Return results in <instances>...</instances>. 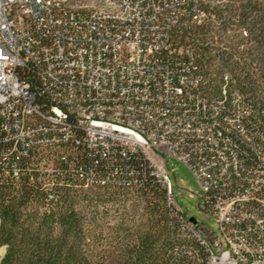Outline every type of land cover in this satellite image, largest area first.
<instances>
[{"label":"built area","instance_id":"obj_1","mask_svg":"<svg viewBox=\"0 0 264 264\" xmlns=\"http://www.w3.org/2000/svg\"><path fill=\"white\" fill-rule=\"evenodd\" d=\"M226 1L126 0L120 14L104 15L102 0H0V178L18 182L36 169L85 189L134 191L144 185L136 171H97L71 147L95 161L138 153L183 230L207 237L211 264H264V106L227 69L212 88L208 54L182 41L196 26L220 31ZM225 147L234 148L230 161ZM167 157L195 176L217 233L177 204ZM231 158L237 179H228Z\"/></svg>","mask_w":264,"mask_h":264},{"label":"trees","instance_id":"obj_2","mask_svg":"<svg viewBox=\"0 0 264 264\" xmlns=\"http://www.w3.org/2000/svg\"><path fill=\"white\" fill-rule=\"evenodd\" d=\"M236 3L234 11L225 6L217 12V18L224 22L222 13L231 11L234 15L229 16H237L244 30L248 28L247 35H241L242 48H211L216 36L213 27L208 31L197 26L185 29L182 41L188 37L198 50L208 54L203 63L207 70L210 66L220 72L229 70L254 103L264 106V0H236ZM71 149L72 157L97 171L114 166L127 173L136 171L144 179V185L138 189L140 196L148 211L156 212L155 216L151 214L146 222L132 228L126 227L122 218L111 231L98 233L97 203L131 191L105 185L91 187L103 190L89 194L70 175L57 173L49 178L36 169L26 171L18 182L0 178V264L183 263L191 259L187 252L190 246H198L205 257L203 247L183 230L180 219L161 206L166 204L165 189L152 176L142 155L118 154L109 161H95L80 156L79 146ZM98 245L103 250L96 252Z\"/></svg>","mask_w":264,"mask_h":264},{"label":"rangeland","instance_id":"obj_3","mask_svg":"<svg viewBox=\"0 0 264 264\" xmlns=\"http://www.w3.org/2000/svg\"><path fill=\"white\" fill-rule=\"evenodd\" d=\"M226 2V6L229 7V10L232 9L234 11L237 5L236 0H227ZM230 12L231 11H224L222 13L225 16L224 22H221V30L215 33L217 37L210 43L211 48L220 49L226 46L227 48H230V46L242 48L244 46L240 44V41L241 35L246 36L244 33L245 27L239 24L237 16L230 17V14L234 15V12ZM208 73H211L212 88L217 90L220 71H218L215 66H210L208 67ZM214 74L216 76H214ZM167 170L177 204L183 208L188 216H194L197 221L204 223L217 233L218 228L215 219L211 216H207L199 208L198 204L201 187L188 166L173 157H167ZM102 190V188H89L86 191L89 194H93L95 192H101ZM162 205L166 208L165 203H162L161 206ZM151 207L149 206V208ZM96 209H98V233L101 230L104 232H107V230L111 231L122 218H124L126 222V227L132 228L133 225L146 222L152 214V209L148 211L147 203L140 196L138 189L125 195L116 194L109 201H99ZM155 213L152 214V217L155 216ZM162 222L163 220H161V223ZM100 250H103V246L101 247L98 245L96 252Z\"/></svg>","mask_w":264,"mask_h":264},{"label":"bare ground","instance_id":"obj_4","mask_svg":"<svg viewBox=\"0 0 264 264\" xmlns=\"http://www.w3.org/2000/svg\"><path fill=\"white\" fill-rule=\"evenodd\" d=\"M94 0H76V2L89 3ZM104 4H101V12L104 15H118L122 12V7H126V0H118V3H114L112 0H102ZM257 144L260 147H264V137H257ZM234 156L233 147H225L223 151V161H230V157ZM238 177V158H231L230 171H228V179H237ZM262 171H253V180H261ZM234 226H242V219H234ZM189 235L194 238L199 246L206 247L207 237L203 233L198 231H189ZM186 246V245H185ZM188 250H191V259L193 261H201V264H211V255H205L200 253L197 246H190Z\"/></svg>","mask_w":264,"mask_h":264}]
</instances>
